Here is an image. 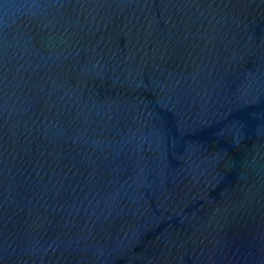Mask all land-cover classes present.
Wrapping results in <instances>:
<instances>
[{"label": "water", "instance_id": "water-1", "mask_svg": "<svg viewBox=\"0 0 264 264\" xmlns=\"http://www.w3.org/2000/svg\"><path fill=\"white\" fill-rule=\"evenodd\" d=\"M0 264H264V0H0Z\"/></svg>", "mask_w": 264, "mask_h": 264}]
</instances>
